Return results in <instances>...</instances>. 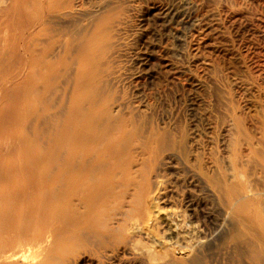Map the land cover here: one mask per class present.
Returning <instances> with one entry per match:
<instances>
[{"label":"bare ground","instance_id":"obj_1","mask_svg":"<svg viewBox=\"0 0 264 264\" xmlns=\"http://www.w3.org/2000/svg\"><path fill=\"white\" fill-rule=\"evenodd\" d=\"M76 1L0 0V121L24 120L29 131L31 121L47 123L52 105L79 144L89 142V166L30 171L17 148L32 144L17 141L16 155L0 158V264H79L86 255L96 264H215L218 247L228 264H264V120L233 109L230 169L217 155L207 169L183 135L125 116L89 86L105 43L89 46V11ZM53 90L62 92L56 104ZM167 166L210 199L221 219L211 232L191 213L193 200L183 204L163 186ZM44 201L53 206L47 219Z\"/></svg>","mask_w":264,"mask_h":264},{"label":"rangeland","instance_id":"obj_2","mask_svg":"<svg viewBox=\"0 0 264 264\" xmlns=\"http://www.w3.org/2000/svg\"><path fill=\"white\" fill-rule=\"evenodd\" d=\"M76 4L84 13L89 11V46L105 43L101 57L95 58L94 86L89 85L98 89L100 100L125 116L183 135L207 169L214 155L230 169L233 149L225 123L229 113L234 109L259 126V120H264V0H77ZM68 78L73 80L71 92L75 75ZM52 93L55 103L62 92ZM57 110L52 105L45 108L47 123L40 127L39 122L29 121V131L23 127L24 120L0 121V158L9 159L10 147L17 141L32 144L28 152L17 148V153H23L20 163L30 171L55 164L60 169L86 166L89 142L79 144L81 136L76 129L67 130L70 121L60 123ZM161 180L172 194L182 196L183 204L193 200L198 205L191 213L198 214L208 232L215 228V219L221 221L217 214L212 218L210 199L185 181L178 169L167 166ZM44 206L41 215L47 219L53 206L48 202ZM58 225L62 232L64 226ZM221 250L215 249V264H228ZM148 258L141 263L158 264ZM79 264L96 261L86 255Z\"/></svg>","mask_w":264,"mask_h":264}]
</instances>
